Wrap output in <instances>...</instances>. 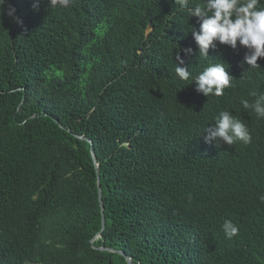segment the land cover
I'll use <instances>...</instances> for the list:
<instances>
[{
	"label": "trees",
	"instance_id": "obj_1",
	"mask_svg": "<svg viewBox=\"0 0 264 264\" xmlns=\"http://www.w3.org/2000/svg\"><path fill=\"white\" fill-rule=\"evenodd\" d=\"M36 2L8 0L22 26L0 15V264H264V118L239 103L264 92V58L199 57L174 0ZM178 52L193 77L227 63L233 86L197 93ZM221 110L251 143L205 142Z\"/></svg>",
	"mask_w": 264,
	"mask_h": 264
},
{
	"label": "clouds",
	"instance_id": "obj_2",
	"mask_svg": "<svg viewBox=\"0 0 264 264\" xmlns=\"http://www.w3.org/2000/svg\"><path fill=\"white\" fill-rule=\"evenodd\" d=\"M71 0H49L51 5L67 7ZM7 8L5 9V5ZM194 4L193 7H189ZM178 11L187 12L188 17L197 18L199 29L190 26L191 35L198 49V56L207 60L210 49L215 51L218 45L228 46L233 50L238 47L246 49L242 64L250 68H260L258 59L264 58V0H203L194 3V0H174ZM38 0L33 7L38 8ZM15 8L8 0H0V15L6 14L18 25H23V20L15 15ZM184 55H194V49H182ZM175 73L182 81H191L195 84V91L205 97H220L225 89L232 87L235 79L229 73L230 65L209 63L195 77L184 65V59L179 52L176 55ZM227 65V67H225ZM253 100L241 97L240 105L245 111L255 113L256 117L264 118V92L252 91ZM205 142L220 141L227 145H234L237 141L249 144L252 136L247 123L238 115H233L229 110H221L215 118L214 125L203 131ZM259 199L264 202V195ZM226 238L231 239L238 234V227L226 219L222 224Z\"/></svg>",
	"mask_w": 264,
	"mask_h": 264
},
{
	"label": "water",
	"instance_id": "obj_3",
	"mask_svg": "<svg viewBox=\"0 0 264 264\" xmlns=\"http://www.w3.org/2000/svg\"><path fill=\"white\" fill-rule=\"evenodd\" d=\"M81 140H84V141H86V142H88V143H91L89 140H87L86 138H82V137H79ZM90 155H91V157L93 158V162H94V167H95V170L97 169V163H96V161H95V159H94V153H93V150L92 149H90ZM96 172H97V170H96ZM96 175H97V173H96ZM97 190H98V202H99V206H100V212H101V214H102V211H103V205H102V201H101V188H100V186H99V180H98V175H97ZM103 228H104V221H103V217L101 218V231L103 230ZM100 236H101V232L100 233H98L97 235H95V237L90 241V243H92L95 239H97V238H100ZM99 250H105V251H112V252H117V251H113V250H108V249H105V248H99ZM119 255H122V256H124L123 255V253L122 252H117ZM125 257V261H126V263L127 264H132V262H131V259L129 258V257H126V256H124Z\"/></svg>",
	"mask_w": 264,
	"mask_h": 264
}]
</instances>
